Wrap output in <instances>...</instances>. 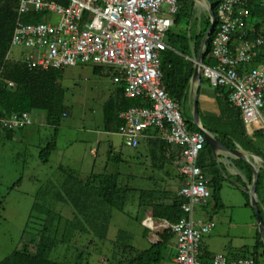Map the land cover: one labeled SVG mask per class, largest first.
<instances>
[{"label":"built area","instance_id":"1","mask_svg":"<svg viewBox=\"0 0 264 264\" xmlns=\"http://www.w3.org/2000/svg\"><path fill=\"white\" fill-rule=\"evenodd\" d=\"M214 1L218 25L210 56L215 65L201 63V79L211 88L229 91V102L239 110L247 132L258 131L264 136V61L251 66L256 55L264 53V19L256 36L245 39L254 30L248 23V4L264 8V0ZM177 7L178 0H17L7 59L11 49L20 46L29 52L16 62L29 70L63 71L78 65L111 69L113 84H124V97L139 98L147 105L121 112L117 134L124 146L136 149L149 138L148 132H161V139L177 149V173L182 179L177 195L185 203L178 223L153 226L146 220L145 226L150 231L169 229L173 234L175 255L169 264H205L201 261L202 241L212 233L215 223L194 219L195 207L207 203L211 196L208 181L197 165L205 139L199 131H188L178 105L165 92L160 68L161 53L169 49L166 35L174 25ZM36 14L42 15L41 22L23 21ZM31 125L26 113L0 116L3 132ZM157 237L150 243H157ZM209 264L256 263L251 258L232 260L216 254Z\"/></svg>","mask_w":264,"mask_h":264},{"label":"trees","instance_id":"2","mask_svg":"<svg viewBox=\"0 0 264 264\" xmlns=\"http://www.w3.org/2000/svg\"><path fill=\"white\" fill-rule=\"evenodd\" d=\"M208 1L215 16L216 2L214 0ZM196 8L194 0H178L173 26H179L183 21H193V24L198 25V29L196 34L193 35L174 34L169 30L166 35V44L169 49L161 53L160 59L162 85L169 98L178 105L185 125L190 132H198L192 121L190 97V82L194 72L192 60L199 55L201 41L210 27L208 12L205 11L197 17ZM248 8L250 11L248 23L252 25L254 30L250 31L245 36V39L251 40L259 31L260 21L264 19V8H259L253 3L248 4ZM16 17L17 0H0V116L9 117L13 114L22 113L30 115L34 111H42L45 113L46 122L49 126L59 127L60 120L68 114V108L64 104L65 92L59 85L63 71L29 70L26 65L7 59ZM41 20L42 15L37 14L23 18L26 23H38ZM217 25L215 23L213 33L207 40L202 53V63L206 66L215 65L210 55L211 41L216 33ZM262 61H264V53H259L251 66ZM92 68L95 75H100L106 71L107 76L111 77L113 81L111 69L103 67ZM7 81L12 82L14 86L9 88L6 84ZM204 81L207 82L202 78L201 87ZM115 87L116 98L108 100L103 106L105 129L112 132L116 131L121 124L118 118L121 112L132 107L147 106L139 98H125L123 83ZM201 87L198 91V96H200ZM212 91L217 112L205 114L206 112H202L198 101L201 125L227 150L240 148L261 159L254 165L258 173L256 200L264 225V136L258 131H253L251 134L247 133L239 110L229 102V91L222 87L212 88ZM0 133H4V138L6 139H10L13 134V132L3 131H0ZM160 134L161 132L158 130L148 132L149 138L141 141L139 147L145 143L147 150L150 145L157 148L158 152L149 149L147 156L151 160V166L163 170L168 163V160L165 159L166 151L171 147L161 139ZM54 148L55 143L53 142V144H49L41 151L40 158L42 162L49 159ZM113 160L116 161V164L120 161L118 156L113 158ZM170 161L173 162L172 159ZM231 162L246 181V183H243L239 177L234 178L235 183L243 188L241 192L244 197V207L251 210L255 220L247 193L248 187L253 182V173L250 165L240 159H231ZM197 165L204 172V175L206 171L209 174V178L206 175L205 177L211 193L210 200L213 201V211L215 213L221 212L224 205L221 202L220 193L225 177L228 176H226L222 166L216 163L211 149L206 144H204L200 152ZM59 170L65 175V180L61 187V193L58 192L56 194V200L68 204L74 211L73 218L66 220L64 223L60 235L61 239L57 240L60 223L62 222L61 216H51L49 211H46L43 214L44 216L42 215L44 217L43 228L39 232L40 237L35 244V249L32 250L30 248V243L33 244L35 242L30 240L20 250L12 252L0 261V264H90L88 259H84L86 252L79 249L75 250L76 257L73 263L58 262L50 259L49 256L59 244H69L77 234L92 233L100 240L106 239L112 212L123 213L131 189L119 183L121 175L118 172L112 174H91L81 180L72 170L64 169L63 167H59ZM176 178H179L182 182L178 173ZM184 203L185 201L176 192H169L165 189L141 190L138 194V207L143 212L150 211L154 221H165L171 225L178 223L184 216L181 210ZM54 222L57 224L53 225ZM147 233L148 231L144 230L143 238L146 237ZM157 236L159 241L150 243L148 248L142 251L135 249L130 244L131 236L127 232L119 230L114 242L120 246L121 259L116 260L114 264H164L170 262L175 255L172 249L174 236L169 229L162 230V232L157 233ZM261 249L263 251L260 256H264V244L260 234L257 232L255 245L252 249L253 252L243 247L229 254H231L232 260L251 258L258 264V251ZM87 255L89 258V254ZM209 259L210 257L205 258L203 255L201 257V261H204L205 264H209Z\"/></svg>","mask_w":264,"mask_h":264},{"label":"rangeland","instance_id":"3","mask_svg":"<svg viewBox=\"0 0 264 264\" xmlns=\"http://www.w3.org/2000/svg\"><path fill=\"white\" fill-rule=\"evenodd\" d=\"M195 4L198 17L206 8L198 2ZM166 9H163L164 13ZM52 20L56 21L57 17H52ZM197 29L198 25L193 24V21H183L179 26H172L170 31L179 35H193ZM28 52L23 47L15 46L9 53V59L21 61ZM92 69L90 66L78 65L63 70L59 85L65 92L64 104L68 108L69 117L62 118L59 127L40 125L43 122L38 116L45 117V114L34 111L30 117L38 129L31 126L15 131L12 139L4 138V134L0 133V261L20 250L30 240L35 241L30 243V248L35 249L39 232L43 228L42 215L46 211L51 216H61L57 240L61 239L64 223L73 218L74 211L68 204L56 200V194L61 193L65 180L59 167L74 171L81 180L91 174L118 172L121 175L119 183L131 191L123 213L112 212L106 239L100 240L92 233L77 234L69 244H59L50 254V259L73 263L75 250L79 249L89 254V258L85 255L84 259H88L90 264H114L121 259L120 246L114 242L119 230L127 232L131 236L130 244L142 251L156 239L157 233L162 232L157 229L148 230L143 238L146 228L142 223L145 217L150 216L138 207V194L141 190L154 188L173 192L176 190L177 179L173 178L176 170L172 166H165V171L172 175L167 176L166 180L162 170L151 166V160L142 147L128 148L117 134L103 130V106L116 85L106 71L95 75ZM212 93V88L204 81L198 98L202 112L214 108V101L208 104L203 102L206 98H213ZM53 142L54 150L49 159L42 162L41 151ZM110 154L120 157L121 162L110 163ZM254 161L258 162L257 159ZM205 175L209 178L207 171ZM220 194L221 201L230 209L211 214L217 224V232L211 237L216 240L213 243L214 252L222 251L223 241V246L230 244L233 248L245 247L253 252L258 232L256 220L251 210L243 206L245 202L240 189L225 182ZM212 206L213 201L209 200L205 208L208 215ZM195 211V221L205 216L199 206L195 207ZM230 223H234V227L228 228ZM246 223L248 227H245ZM56 224L54 222L53 225ZM262 251H258V264H264V256H260Z\"/></svg>","mask_w":264,"mask_h":264},{"label":"crops","instance_id":"4","mask_svg":"<svg viewBox=\"0 0 264 264\" xmlns=\"http://www.w3.org/2000/svg\"><path fill=\"white\" fill-rule=\"evenodd\" d=\"M92 71H93V69H92ZM114 87V90H113V92L109 95V98H108V100H110V99H112V98H116V93H115V89H116V87L115 86H113ZM213 94V93H212ZM207 100L206 101H203L205 104H208V103H213V101L215 102V99H214V97L212 98L211 97V99H209V98H206ZM198 101H199V99H198ZM210 110H208V111H206V113L205 114H214V113H216L217 112V108H216V106H214V108L213 107H211V108H209ZM103 112V111H102ZM35 113V112H34ZM31 114H33V112L32 113H30V115ZM45 114V113H44ZM67 117H69V113L67 114V116H65V117H63V118H67ZM31 118V117H30ZM38 119L39 120H41L43 123L42 124H40V125H42V126H49L48 124H47V122H46V116L45 117H43L42 115H39L38 116ZM43 119V120H42ZM32 120V125L31 126H33V128H37V126L35 125V123L33 124V119H31ZM31 126H29V127H31ZM29 127H27V128H29ZM27 128H25V129H27ZM25 129H23V130H25ZM38 129V128H37ZM103 130L106 132V133H114V134H117V129H116V131H114V132H112V131H108L107 129H105V125H104V113H103ZM247 131V130H246ZM247 133H249V134H251L252 132H247ZM4 134V133H3ZM118 135V134H117ZM12 137H13V134L11 135ZM12 137L10 138V139H12ZM143 141V140H142ZM140 147H142V149L144 150V153H146V155H148L147 154V151L149 150V149H151L152 151H154V152H158L157 151V148H154V146H152V145H150V147H149V149L147 150V146H146V144L145 143H143ZM240 149V148H239ZM242 150V149H241ZM93 151V150H92ZM151 151V152H152ZM248 154V156L246 157V161L245 162H247L248 164H252V165H254L255 164V159H257L258 161H261V159L260 158H258V157H256V156H254V155H251V154H249V153H247L246 152V155ZM117 156H115V155H112V154H110L109 155V158H108V160H109V162L111 163H115L116 164V161L115 160H113V158H116ZM170 157V158H169ZM255 157V158H254ZM119 158V163L121 162V159H120V157H118ZM165 159L166 160H168V163H167V165L168 166H172V168H175V170H176V172H175V174H174V176H173V178H175V177H177V165H178V152H177V149L176 148H173V147H171L168 151H166V154H165ZM170 159H172L173 160V162L172 161H170ZM231 159H236V158H233V157H231V156H229V155H226V154H224V153H219L218 154V156H217V158H216V163H218V164H220L221 166H222V168L225 170V173H226V176H228V177H225V181H224V183L226 182V183H228L229 185H231V186H233V187H236V188H238V189H240V192L241 191H243V188L239 185V184H237V183H235V181H234V178H236V177H239V179H240V181L241 182H243V183H246V181H245V179H244V177L234 168V166L232 165V162H231ZM244 161V160H243ZM171 162V163H170ZM167 165H165V166H167ZM254 167H255V165H254ZM163 171V176L165 177V179H166V177L167 176H172L171 175V173L170 172H168V171H165V167H164V169L162 170ZM165 171V172H164ZM177 179V178H176ZM167 180V179H166ZM181 184H182V182H181V180H179V178L177 179V180H175V188H176V190H174L173 192H178V190L180 189V187H181ZM161 190V189H160ZM165 190H167V189H165ZM242 193V192H241ZM220 196H221V194H220ZM222 202V201H221ZM222 204H223V202H222ZM224 205V204H223ZM242 206V205H241ZM244 206V205H243ZM242 206V207H243ZM200 207V209L205 213V216L201 219V221H203V222H206V221H209V220H211L212 222H214L215 223V228H214V230L212 231V233L210 234V235H208L207 237H205L204 239H203V241H202V251H203V256H205V258H207V257H212L213 255H216V254H222V255H224V256H227V258H230L231 259V254H229L230 252H234V251H238L239 249H241V248H239V249H236V248H233L230 244H228V245H226V246H223L224 245V241L222 242V247H224V248H222V251L224 250V252H214V251H216L215 249H214V245L215 244H213V243H215V238H211L212 237V235L214 234V232L216 233L217 231L215 230L216 229V227H217V224H216V222L214 221V219H213V217L211 216V214H216L214 211H213V209H211V212H210V215H208L209 213H207V210L205 209L206 207H208V203H205V204H203V205H200L199 206ZM241 207V208H242ZM212 208H213V206H212ZM226 209H230V208H228V207H226L225 205H224V208H223V210H222V212H224ZM146 213H149V216L150 217H145L144 218V220H143V223H142V225L146 228V230L148 231L149 229L145 226V221L146 220H150L151 222H152V225L153 226H155V225H158V224H160V223H164L165 221H161V222H157V221H154L153 219H152V217H151V213H150V211H147ZM154 222H157L156 224L154 223ZM249 226V224H245V227H248ZM232 227H234V223H230L229 225H228V228H232ZM221 232H219V234H220ZM221 234H223V233H221ZM226 235H228V233H226ZM243 248V247H242ZM172 249L174 250V241H173V246H172ZM171 262V261H170ZM170 262H167V263H164V264H169Z\"/></svg>","mask_w":264,"mask_h":264},{"label":"water","instance_id":"5","mask_svg":"<svg viewBox=\"0 0 264 264\" xmlns=\"http://www.w3.org/2000/svg\"><path fill=\"white\" fill-rule=\"evenodd\" d=\"M195 3L198 2L200 5H203L206 8V11L208 12L209 19H210V27L208 28L203 40L201 41L200 45V51L199 55L195 59L193 63L194 72L191 78L190 82V97H191V103H192V121L193 125L196 127V129L203 134L205 139V144L209 146L211 149L214 159L216 160L219 153H224L226 155H229L233 158L240 159L246 161V152L237 148L235 150H227L224 148L218 141H216L206 130L203 129L200 117H199V107H198V91L201 87V76H200V64L202 63V53L205 47V44L207 40L210 38L211 34L213 33V29L216 23L215 16L212 12L211 4L208 0H194ZM195 87V89H193ZM255 158V157H254ZM248 162V161H247ZM250 168L253 173V182L251 186L248 187V195L250 199V206L253 209L254 215H255V224L257 227V231L261 236V240L264 244V225L262 218L260 216L258 206H257V200H256V182L258 179V173L254 165L249 164Z\"/></svg>","mask_w":264,"mask_h":264}]
</instances>
